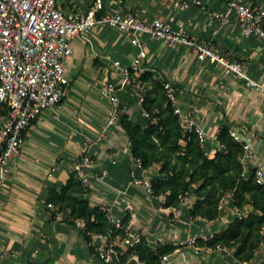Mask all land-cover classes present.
I'll return each mask as SVG.
<instances>
[{"label": "crops", "instance_id": "crops-1", "mask_svg": "<svg viewBox=\"0 0 264 264\" xmlns=\"http://www.w3.org/2000/svg\"><path fill=\"white\" fill-rule=\"evenodd\" d=\"M202 1L204 7L192 4L177 8L173 0H103L99 14L132 9L146 20L166 19L193 36L212 39L236 58L251 78L264 84V38L243 33L228 0ZM239 1L264 4V0ZM93 2L57 0L66 14L85 13ZM212 11L229 15L230 22H222ZM71 42L73 51L65 70L68 95L56 108L44 109L31 123L1 193L0 264H107L90 249L82 226L69 222L68 210L63 218H57L48 206L50 186L67 182L85 152L93 158L89 169L93 173L106 170L107 175L81 196L88 198L92 206L112 205L115 214L128 217L126 223L142 231L152 246L175 245L160 264H241L232 259L227 249L210 250L205 245L195 249L187 243L190 235L205 239L228 225L237 214L230 191L219 218H191L189 211L196 196L190 191L181 217L175 219L170 208L163 205L164 195H153L144 185L133 182L134 178L157 176L159 165L143 168L135 159L120 119L99 143H88L100 134L106 122L110 103L103 89L109 81L117 85L123 113L146 125L149 117L144 113L141 94L148 86L136 87L131 77L122 84L126 69L144 48L147 55L141 64L149 68L153 77L170 81L176 88L182 117H194L206 133L202 145L207 153L213 156L221 147L217 139L221 125H245L248 131L243 139L254 149L246 168H264V88L248 85L241 75L197 58L188 46L172 45L148 35L141 37L140 44H134L124 31L108 24H97L87 37L79 33ZM7 112L0 107V150Z\"/></svg>", "mask_w": 264, "mask_h": 264}, {"label": "built area", "instance_id": "built-area-1", "mask_svg": "<svg viewBox=\"0 0 264 264\" xmlns=\"http://www.w3.org/2000/svg\"><path fill=\"white\" fill-rule=\"evenodd\" d=\"M192 4L204 7L202 0H173V5L177 8H187ZM227 4L245 35L264 38V4L261 1L245 3L228 0ZM102 9L103 0H94L85 13L70 14L64 12L57 4V0H0V107L4 105L8 107L1 129L4 145L0 150V206L1 193L13 159L19 153L32 121L44 109L56 108L68 95L69 79L65 70L67 59L73 51L71 39L79 33L87 37L89 30L97 24H108L119 28L134 44H140L141 37L148 35L172 45L188 46L197 58L209 60L226 72L241 75L248 85L264 88L263 83L251 78L236 58H232L210 38L193 36L185 30L175 28L170 21L161 17L146 20L132 9L99 14ZM212 13L222 22L231 20L229 15L222 12L212 11ZM146 55V50L141 48L131 63L135 74L139 75L149 70L141 64ZM115 63L119 65L120 62L116 60ZM126 70L122 84L128 82L130 78V69ZM135 86L144 89L140 81H137ZM164 89L174 112L183 120L185 131L194 132L203 143L206 139L203 127L192 116L185 119L182 117L176 88L170 81H164ZM103 93L108 97L110 110L100 134L89 139L90 146L99 143L123 113V104L114 81L107 82ZM143 99L144 94H141V100ZM144 113L150 117L147 110ZM247 131L248 127L245 125L230 126V134L243 146L241 161L245 172L248 171L246 161L254 154L251 143L243 139V134ZM135 159L139 161L138 158ZM92 163V156L85 152L73 171L86 191L92 190L97 181H104L107 175L106 170L93 173L89 169ZM256 179L264 186L263 166L256 167ZM133 182L144 185L152 193L151 179L134 178ZM180 199L179 205L168 206L171 216L175 219H179L183 212L185 196L180 194ZM48 206L54 210L57 218L64 217V211L58 205L49 202ZM223 206L224 200H221L220 207ZM101 208L106 212L111 226L107 231L90 233L91 244L97 255L107 264H131L132 261L145 264L137 252L124 260L121 257L125 249L137 247L144 239L148 241L145 234L131 229L129 223H124L123 217L115 214L112 205H104ZM236 212L239 215L242 213L237 210ZM75 223L83 227L84 219L79 218ZM119 231H123V234ZM187 243L195 249L201 248L197 244L195 235H190ZM209 249L229 250L222 245ZM167 258V254L162 257V259Z\"/></svg>", "mask_w": 264, "mask_h": 264}, {"label": "trees", "instance_id": "trees-1", "mask_svg": "<svg viewBox=\"0 0 264 264\" xmlns=\"http://www.w3.org/2000/svg\"><path fill=\"white\" fill-rule=\"evenodd\" d=\"M129 72L133 83L141 81L144 88L148 86L143 106L150 117L143 125L122 113L120 121L128 135L132 155L139 159L141 166L159 165L158 175L151 179L152 194L164 195L163 205L170 206L180 204V194L186 196L192 191L196 198L190 216L215 220L222 213L221 200L230 191L234 210L242 212L241 215L236 214L224 229L212 236L197 238V244L213 249L218 245L236 247L237 259L245 262L252 259L264 242V186L256 179L255 167L245 172L241 161L242 143L232 137L229 125H221L217 133L221 147L210 156L198 135L185 131L180 116L167 100L164 80L153 77L151 71L136 75L130 68ZM1 107L8 111L5 105ZM85 192L73 173L60 186H50L47 200L63 211L68 210L69 222L84 219L82 232L95 252L90 233L107 231L111 223L100 206H92L88 198L81 196ZM248 206L251 209L243 213ZM53 216L56 217L55 213ZM127 220L125 217L123 222ZM174 248L169 243L152 246L144 239L137 247L125 249L121 257L124 260L137 252L145 264H160L163 255ZM260 264H264V259Z\"/></svg>", "mask_w": 264, "mask_h": 264}, {"label": "rangeland", "instance_id": "rangeland-1", "mask_svg": "<svg viewBox=\"0 0 264 264\" xmlns=\"http://www.w3.org/2000/svg\"><path fill=\"white\" fill-rule=\"evenodd\" d=\"M249 210L246 209L245 211H243V213H247ZM222 215V213L220 214V216ZM236 215V214H235ZM219 216V217H220ZM218 217V218H219ZM233 219V218H232ZM229 250L228 252L230 253L232 259H235L236 261H238L239 263L241 264H260L261 260L264 259V242L260 243V246L258 247V250L255 254V256L250 259V260H247L246 262L245 261H240L239 259H237V257L234 255V251L236 249V247H227Z\"/></svg>", "mask_w": 264, "mask_h": 264}]
</instances>
